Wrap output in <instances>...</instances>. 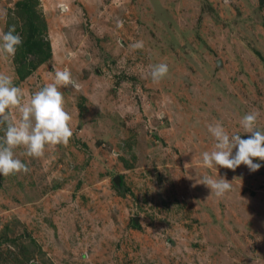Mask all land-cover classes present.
I'll return each mask as SVG.
<instances>
[{
	"label": "rangeland",
	"instance_id": "1",
	"mask_svg": "<svg viewBox=\"0 0 264 264\" xmlns=\"http://www.w3.org/2000/svg\"><path fill=\"white\" fill-rule=\"evenodd\" d=\"M12 25L0 72L25 97L65 68L80 88L60 89L68 144L0 174V264H264V161L201 162L209 124L264 130V0H0ZM217 174L222 197L200 184Z\"/></svg>",
	"mask_w": 264,
	"mask_h": 264
},
{
	"label": "clouds",
	"instance_id": "2",
	"mask_svg": "<svg viewBox=\"0 0 264 264\" xmlns=\"http://www.w3.org/2000/svg\"><path fill=\"white\" fill-rule=\"evenodd\" d=\"M22 38L12 25L5 32L0 30V58L8 60L15 56ZM138 42L133 47H142ZM169 72L166 63L150 66L153 82L164 79ZM71 86L79 90L69 69L57 70L53 82L25 97L22 89L14 83V74L0 72V174H27L30 169L15 154L16 149H23L22 156L41 158L46 148L56 145H67L73 136L71 127L72 115L66 107L62 87ZM258 112L252 111L243 115L240 125L248 134L247 139L237 133L229 134L220 121L209 124L207 131L215 143L211 151L201 153V162L205 168H225L235 171L240 165L255 172L264 161V130L257 127ZM235 149V153H234ZM200 184L206 186L217 197H222L232 188V183L217 174V178L205 175Z\"/></svg>",
	"mask_w": 264,
	"mask_h": 264
},
{
	"label": "trees",
	"instance_id": "3",
	"mask_svg": "<svg viewBox=\"0 0 264 264\" xmlns=\"http://www.w3.org/2000/svg\"><path fill=\"white\" fill-rule=\"evenodd\" d=\"M22 5V4H21Z\"/></svg>",
	"mask_w": 264,
	"mask_h": 264
}]
</instances>
